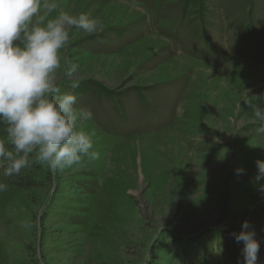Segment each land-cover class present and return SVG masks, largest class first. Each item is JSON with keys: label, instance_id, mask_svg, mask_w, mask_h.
Returning a JSON list of instances; mask_svg holds the SVG:
<instances>
[{"label": "rangeland", "instance_id": "rangeland-1", "mask_svg": "<svg viewBox=\"0 0 264 264\" xmlns=\"http://www.w3.org/2000/svg\"><path fill=\"white\" fill-rule=\"evenodd\" d=\"M56 11L102 21L70 32L57 73L93 113L82 130L99 159L0 169V264H238L231 234L245 220L264 264V135L245 103L264 98V0H58Z\"/></svg>", "mask_w": 264, "mask_h": 264}, {"label": "clouds", "instance_id": "clouds-1", "mask_svg": "<svg viewBox=\"0 0 264 264\" xmlns=\"http://www.w3.org/2000/svg\"><path fill=\"white\" fill-rule=\"evenodd\" d=\"M57 8L58 0H0V169L5 178L20 176L34 162L56 173L81 165L85 158L99 159L92 135L82 130L93 113L78 109L74 94L61 92L57 73L70 32L96 34L102 21L83 12L57 14ZM245 103L252 108L257 135H264V98ZM256 166V181L264 180V161L257 160ZM7 189L0 182V192ZM231 235L243 245L238 264H258L254 226L245 220L241 231Z\"/></svg>", "mask_w": 264, "mask_h": 264}, {"label": "trees", "instance_id": "trees-1", "mask_svg": "<svg viewBox=\"0 0 264 264\" xmlns=\"http://www.w3.org/2000/svg\"><path fill=\"white\" fill-rule=\"evenodd\" d=\"M233 243V242H232Z\"/></svg>", "mask_w": 264, "mask_h": 264}]
</instances>
